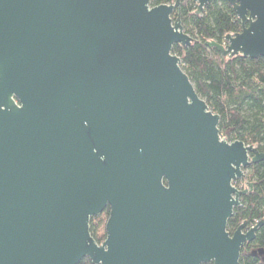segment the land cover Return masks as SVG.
<instances>
[{"label":"water","instance_id":"water-1","mask_svg":"<svg viewBox=\"0 0 264 264\" xmlns=\"http://www.w3.org/2000/svg\"><path fill=\"white\" fill-rule=\"evenodd\" d=\"M150 1L0 0V264H238L262 225L226 229L264 153L221 137L172 53L183 0ZM224 1L241 31L206 45L264 57V0Z\"/></svg>","mask_w":264,"mask_h":264},{"label":"trees","instance_id":"trees-1","mask_svg":"<svg viewBox=\"0 0 264 264\" xmlns=\"http://www.w3.org/2000/svg\"><path fill=\"white\" fill-rule=\"evenodd\" d=\"M172 2L174 0H151L150 5ZM196 10L197 3L183 0L172 14L173 19L179 16L184 33L191 38L190 45H173L172 53L180 57L181 68L197 94L219 115L221 137L228 142L242 141L264 153V57L222 55L206 45L210 40L223 43L227 34L241 31V21L227 1L214 0L201 12L196 13ZM244 172V178L236 180L234 185L248 190L240 196V204L234 208L226 229L232 234L243 222L248 229L263 221L254 239L242 246L238 264H264L262 256L251 254L254 249H264V160L248 165ZM108 215L107 206L89 220V232L99 244L106 237ZM78 264L93 263L84 257Z\"/></svg>","mask_w":264,"mask_h":264},{"label":"flooded vegetation","instance_id":"flooded-vegetation-1","mask_svg":"<svg viewBox=\"0 0 264 264\" xmlns=\"http://www.w3.org/2000/svg\"><path fill=\"white\" fill-rule=\"evenodd\" d=\"M249 229V228H248ZM252 252V251H251ZM263 257V256H262Z\"/></svg>","mask_w":264,"mask_h":264}]
</instances>
